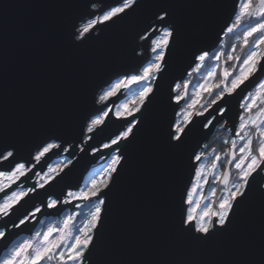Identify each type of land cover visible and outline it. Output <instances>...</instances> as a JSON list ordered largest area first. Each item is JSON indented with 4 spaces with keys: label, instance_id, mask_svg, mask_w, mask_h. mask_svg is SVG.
I'll use <instances>...</instances> for the list:
<instances>
[{
    "label": "snow or ice",
    "instance_id": "1",
    "mask_svg": "<svg viewBox=\"0 0 264 264\" xmlns=\"http://www.w3.org/2000/svg\"><path fill=\"white\" fill-rule=\"evenodd\" d=\"M174 7L166 0H114L102 7L92 3V11L80 16L79 25H74L69 35L76 47L99 26L108 27L142 8L148 9V22L138 33L148 58L130 72L105 82L95 100L104 107L81 126L82 139L75 147L84 152L85 145L90 147L94 135L107 126L111 116L125 121L123 130L91 148L89 154L94 157L103 153L99 158L105 162L99 171L83 185L68 188L62 196L47 195L16 220L11 218L28 199L46 191L67 175L66 170H71L73 145L51 134L35 145L28 161H23L17 157L26 133L0 123V264H111L104 258L102 230L109 196L126 163L121 145L130 141L137 125L144 123L137 117H143L160 91L170 57L181 54V32L173 22ZM232 37H237L239 43H229ZM190 57L184 75L169 86L168 102L179 109L181 118L170 124L164 144L168 149L180 148L201 117V131L208 130L206 136L217 124L230 133L221 150L212 148L209 153L210 145L201 143L190 156L195 181L182 196L174 228L175 234L187 243L208 246L233 228L241 205L253 191V182L264 175V0H234L217 40L210 47L194 48ZM194 75L200 77L195 84ZM250 85L251 90H247ZM129 92L131 99L115 105V99ZM238 93H243L240 111L229 127L225 119L230 111L228 98ZM61 154H68L62 163L47 164L52 156ZM209 155L211 161L206 165L203 161ZM210 177L215 186L210 184ZM205 184L210 187L209 194L194 198ZM257 190L264 197L261 186L257 185ZM46 215L62 218L36 228L37 224H45L40 217ZM25 230L30 234L21 235ZM94 254L99 259L93 261ZM256 264H264V228Z\"/></svg>",
    "mask_w": 264,
    "mask_h": 264
},
{
    "label": "water",
    "instance_id": "2",
    "mask_svg": "<svg viewBox=\"0 0 264 264\" xmlns=\"http://www.w3.org/2000/svg\"><path fill=\"white\" fill-rule=\"evenodd\" d=\"M166 2L175 5L173 22L181 32V54L170 57L160 91L143 117H137L144 123L137 125L130 141L122 142L126 163L109 196L102 230L104 258L111 264H256L264 228V197L257 185L264 190V175L253 182V191L241 205L233 228L215 243L190 244L175 234L181 199L194 177L189 158L199 144L209 143L219 125L206 136L208 130L201 131L203 118H197L185 143L168 149L166 133L179 111L168 102L169 86L184 75L191 50L210 47L217 40L234 0ZM92 3L102 7L114 0H0V123L26 133L17 159L28 161L35 145L51 134L73 145L74 153V166L66 170L67 175L28 199L12 220L49 194L62 196L68 188L81 186L90 168L104 162L99 158L103 153L89 154L91 148L107 142L125 125L113 115L94 135L90 147L85 145L84 152L75 147L82 139L85 120L104 107L95 100L105 82L148 58L138 39L150 15L144 8L116 24L99 26L85 43L74 46L69 35L79 25L80 16L92 11ZM242 95L228 98L230 111L225 119L229 127L240 111ZM126 96L115 99V105ZM92 259L99 257L94 254Z\"/></svg>",
    "mask_w": 264,
    "mask_h": 264
},
{
    "label": "rangeland",
    "instance_id": "3",
    "mask_svg": "<svg viewBox=\"0 0 264 264\" xmlns=\"http://www.w3.org/2000/svg\"><path fill=\"white\" fill-rule=\"evenodd\" d=\"M194 77H195V78H194ZM196 77H199V76L194 75V76H193V79H196ZM199 80H200V77H199ZM197 81H198V80H197ZM197 81H195V82H193V83L195 84ZM190 91H191V88H190ZM125 94H127L126 98H125V99H122V100L117 104V106H118L119 104H121V103H124L125 100H127V99H131V93H130V92H129V93H125ZM178 112H179V111H178ZM180 118H181V117L177 114V117H176L175 119H176V121H177V120H179ZM217 128H219V126H218ZM217 128H216V129H217ZM221 129L225 130L224 128H221ZM211 149H212V148H209L207 151H208L209 153H211ZM210 161H211V155H209V157L206 158V159L203 161V163L207 165V164L210 163ZM104 162H105V161H104ZM104 162H102V163H100V164H97V165H93L91 171L89 170V172H88L87 175L85 176V178H84V180H83V184L87 182L88 178H89L91 175H93L95 172L99 171V169H100L101 166L104 164ZM191 181H192V183L195 181V175H194V177H193V180H191ZM209 181H210V184H212V186H215V185H214V182L211 181V177L209 178ZM192 183H191V185H192ZM83 184H82V185H83ZM190 187H191V186H190ZM209 191H210V187H209V185H208V184H205L200 192L194 194V198H198V196H199L200 194H203L204 196H207V195L209 194ZM44 217H45V216H44ZM44 217H43V218H44ZM61 218H62V215H60L59 218H56V219H43V220L45 221V224H44V225H38V228H40V227H44V226H46L49 222H55V221H57V220H59V219H61Z\"/></svg>",
    "mask_w": 264,
    "mask_h": 264
},
{
    "label": "trees",
    "instance_id": "4",
    "mask_svg": "<svg viewBox=\"0 0 264 264\" xmlns=\"http://www.w3.org/2000/svg\"><path fill=\"white\" fill-rule=\"evenodd\" d=\"M229 43H239V40L237 37H232L231 40H229ZM195 78V77H194ZM199 80V77H196V79H193V82ZM230 133L226 130L221 129L220 127L216 129L213 137H211V140L209 141L210 148H216L218 151L221 150L225 145H223V140L229 138Z\"/></svg>",
    "mask_w": 264,
    "mask_h": 264
},
{
    "label": "flooded vegetation",
    "instance_id": "5",
    "mask_svg": "<svg viewBox=\"0 0 264 264\" xmlns=\"http://www.w3.org/2000/svg\"><path fill=\"white\" fill-rule=\"evenodd\" d=\"M67 157V154H61V155H56L54 156L51 160H48L47 161V164H57V163H62L65 158ZM47 164L43 165V167L46 169L47 167ZM93 167V166H92ZM92 168H90V171H91ZM37 170H40V166H38V169ZM83 184V183H82ZM60 215H56V216H49V217H44V218H41V219H56V218H59ZM38 225L36 226V228H38ZM30 234V233H29ZM24 235H28V234H24Z\"/></svg>",
    "mask_w": 264,
    "mask_h": 264
},
{
    "label": "bare ground",
    "instance_id": "6",
    "mask_svg": "<svg viewBox=\"0 0 264 264\" xmlns=\"http://www.w3.org/2000/svg\"><path fill=\"white\" fill-rule=\"evenodd\" d=\"M24 161V160H23ZM4 167H6V166H4ZM92 168V167H91ZM24 234H29V233H21V235H24Z\"/></svg>",
    "mask_w": 264,
    "mask_h": 264
}]
</instances>
